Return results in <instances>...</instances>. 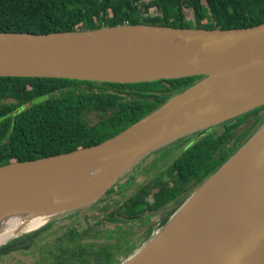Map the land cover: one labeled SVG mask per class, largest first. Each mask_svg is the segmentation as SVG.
Instances as JSON below:
<instances>
[{
    "label": "water",
    "instance_id": "95a60500",
    "mask_svg": "<svg viewBox=\"0 0 264 264\" xmlns=\"http://www.w3.org/2000/svg\"><path fill=\"white\" fill-rule=\"evenodd\" d=\"M131 28L172 38L149 45L140 40L118 41L107 35ZM181 42L186 52H182ZM0 77L111 84L201 77L143 119L98 145L1 166L0 210L10 212L27 207L36 194H59L65 183L94 161L99 164L96 180L84 191L65 199V203H83L102 186L92 201L50 213L34 229L20 228L0 242L2 247L53 221L80 216L83 209L98 203L147 156L187 135L208 131L264 106V23L229 30L119 25L48 34L0 32ZM248 148L257 153L243 184L230 199L200 224H194L185 214L181 216V208ZM173 210L175 214L168 225L119 264H264V122L186 198L157 211L153 217ZM36 215L29 213L23 220ZM43 223L46 224L40 227ZM153 223L132 234L140 239Z\"/></svg>",
    "mask_w": 264,
    "mask_h": 264
},
{
    "label": "trees",
    "instance_id": "16d2710c",
    "mask_svg": "<svg viewBox=\"0 0 264 264\" xmlns=\"http://www.w3.org/2000/svg\"><path fill=\"white\" fill-rule=\"evenodd\" d=\"M186 11L190 12V19ZM262 23L264 0H0V32L10 33L48 34L119 25L229 30ZM200 79L111 84L0 77V167L98 145ZM261 110L264 106L213 127L184 151L174 165L159 171L119 203L110 214L111 220L127 223L142 216L150 218L182 201L253 135L264 122V115L258 116ZM250 115H254L253 121ZM221 145L225 150L230 146V152L219 154ZM113 191L114 188L110 189L107 195ZM67 218L75 221L74 216ZM54 224L56 221L3 245L0 255L26 248L17 243L21 239H46L64 231L51 227ZM135 229L125 230L123 236L114 240L97 243L90 242L101 233L95 226L87 227L83 233L72 228L57 238V242L66 239L71 245L66 248L60 244L55 248L53 255L58 260L55 264H119L122 254L127 252L122 249L140 240L132 234ZM86 239L90 241L81 244Z\"/></svg>",
    "mask_w": 264,
    "mask_h": 264
},
{
    "label": "bare ground",
    "instance_id": "6f19581e",
    "mask_svg": "<svg viewBox=\"0 0 264 264\" xmlns=\"http://www.w3.org/2000/svg\"><path fill=\"white\" fill-rule=\"evenodd\" d=\"M107 33H109L107 35L113 36L118 41L140 40L144 44L149 45L160 42V40H169L172 38L171 35H161L140 28L118 29ZM180 45L182 52H186L184 48L185 44L181 42ZM256 153V149L248 148L233 159L195 198L181 208V216L185 214L190 217L194 224H200L208 220L211 215H214L243 184ZM86 166L80 173L75 174L64 184L59 194H36L33 202L16 212H10V209L0 210V242L14 235L22 227L29 230L36 228L40 225L42 218L50 215V213L80 206L92 201L101 191L102 186L93 193H90L88 200L83 203L71 205L65 203V199L84 191L96 180L99 172V164L94 161ZM29 213H36L37 215L30 218V220H23V217Z\"/></svg>",
    "mask_w": 264,
    "mask_h": 264
},
{
    "label": "rangeland",
    "instance_id": "374dc122",
    "mask_svg": "<svg viewBox=\"0 0 264 264\" xmlns=\"http://www.w3.org/2000/svg\"><path fill=\"white\" fill-rule=\"evenodd\" d=\"M187 19L191 18V14L189 11H186ZM250 122V121H249ZM248 122V123H249ZM247 123V124H248ZM246 125V124H245ZM153 155V154H151ZM149 155V156H151ZM147 156V157H149ZM146 157V158H147ZM145 158V159H146ZM164 167H148L146 161L144 159L140 161V163L135 166L129 173H127L121 180H119L114 186V191L107 195H103L100 201L95 208L94 205L89 206L82 210V215L75 217V221L69 220L68 218L63 220L56 221L55 227L57 229L62 228L65 225L75 223L77 227L84 228L87 225L96 226L98 230L104 231L100 239H98L97 243H102L104 240H114L116 237L123 236L125 230L130 228H140L141 226H145L149 223L147 219L142 222L141 225H135V222L130 223H119L111 220V213L119 207V203L123 202L126 198L132 195L138 187L147 183L149 180L153 179L155 175L160 171L164 170ZM193 189L190 190L192 192ZM92 207V208H90ZM107 208V210H103ZM175 214V210L171 211L168 214L154 216L152 221H154L153 225L145 232H142L140 235L139 242H135L134 245H129L128 247L122 249V252H126L122 254L120 262H124L127 259V256L133 253L134 251L138 250L144 244H146L150 239H152L157 233H159L162 229L168 225L170 219L173 218ZM61 217V216H60ZM150 219V218H149ZM43 223L40 227L45 225ZM39 227V228H40ZM121 228V229H119ZM49 237L45 239L44 242L49 241L51 242L55 235H48ZM139 237V236H138ZM43 242V243H44ZM0 264H38L37 259L35 256L31 254H23V253H15L9 257L3 258L0 260Z\"/></svg>",
    "mask_w": 264,
    "mask_h": 264
},
{
    "label": "flooded vegetation",
    "instance_id": "af4514ba",
    "mask_svg": "<svg viewBox=\"0 0 264 264\" xmlns=\"http://www.w3.org/2000/svg\"><path fill=\"white\" fill-rule=\"evenodd\" d=\"M263 115H264V110H261L259 112L258 116H263ZM249 117L251 118L250 121H253L255 119L254 115H250ZM211 130L212 129H210L208 131H205V132H195L193 134L187 135V136L179 139L178 141H176L173 145L164 147L163 149L157 151L153 155L147 157L146 159H144V161H146V164H147L148 167H154V168H157V167H164V168L170 167V166H172V165H174L176 163L175 161H177V158L179 156H181L184 151L188 150L195 142H197L201 138L205 137ZM221 143L222 142H220V144ZM225 144L228 145V143H226V142H225ZM229 150H230V146L227 148V150H225L224 149V145H221L219 150H218V153L221 154V155H224V154L229 153L230 152ZM211 156H212V152H211ZM145 217H147V216H142L138 220L128 221L127 223L135 222V225H138V227H139V225H141L142 222L145 220ZM148 221L150 222L151 219L148 218ZM51 227L56 228L55 224L53 226H51ZM87 227L89 228V227H94V226L87 225L86 227L81 228L80 226L77 227L75 225V223H71V224L65 225V226L62 227V229L64 231L58 232L53 237L54 239L51 242H49V241L44 242L45 239H43V238L42 239H38V238H36V239H34V238H32V239H29V238L21 239L17 243L20 244V246H26V248H23V249H21V251H18V252H12L9 255H3V256L0 255V260L3 259V258L9 257V256H11L12 254H15V253H23L25 255L26 254H31V255L35 256V258L37 259V263L38 264H55V262L58 261L55 258V256H54L55 255L54 254L55 248L58 245H60V244L61 245H65L66 248H69L68 246L71 245V243L69 241H67L66 239H60L57 242V238L58 237H62L63 235L68 233L70 231V229H72V228H75L78 231V233H83L87 229ZM65 228H67V229H65ZM99 231L101 233H99L98 238H100L102 236V231L101 230H99ZM90 234L92 235L93 231ZM44 235L45 234H43L42 236H44ZM98 238H96V239H94L92 241H90L89 239H86L85 241H81V244H84V243H86L88 241L96 242ZM14 240H12V241H14ZM12 241L8 242L7 244L11 243ZM117 241H119V239H117ZM50 251L52 252V255L49 254Z\"/></svg>",
    "mask_w": 264,
    "mask_h": 264
}]
</instances>
